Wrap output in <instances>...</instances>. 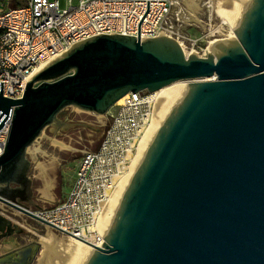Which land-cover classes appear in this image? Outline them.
<instances>
[{
	"label": "water",
	"instance_id": "1",
	"mask_svg": "<svg viewBox=\"0 0 264 264\" xmlns=\"http://www.w3.org/2000/svg\"><path fill=\"white\" fill-rule=\"evenodd\" d=\"M216 53L186 54L173 37L102 34L36 73L22 98L0 94V201L48 224L11 195L28 148L67 107L106 114L130 91L196 80L172 113L85 264H264V0ZM14 222L0 209V223ZM34 229L38 230L37 227ZM35 242L14 260L30 264ZM97 247V246H96Z\"/></svg>",
	"mask_w": 264,
	"mask_h": 264
},
{
	"label": "built area",
	"instance_id": "2",
	"mask_svg": "<svg viewBox=\"0 0 264 264\" xmlns=\"http://www.w3.org/2000/svg\"><path fill=\"white\" fill-rule=\"evenodd\" d=\"M197 14L184 0H78L76 4L67 0L65 8L60 0H29L0 9V94L22 98L36 73L75 44L102 34L142 40L167 35L178 40L187 55L200 54L206 49L205 39L190 29ZM161 97L159 90L130 91L106 114H98L109 124L99 147L84 151L69 191L51 206L29 208L48 223L42 225L96 249L104 247L101 217L106 203L121 180L135 173ZM9 131L10 120L0 129V155ZM0 209L4 216L20 221L15 208L0 201Z\"/></svg>",
	"mask_w": 264,
	"mask_h": 264
},
{
	"label": "rangeland",
	"instance_id": "3",
	"mask_svg": "<svg viewBox=\"0 0 264 264\" xmlns=\"http://www.w3.org/2000/svg\"><path fill=\"white\" fill-rule=\"evenodd\" d=\"M77 1L72 0L73 4H76ZM184 1L188 7L198 12L196 21L190 28L191 32L205 39L202 43L206 47L205 51H201L200 54L195 52V54L202 57H206L210 53L215 54L213 44H210L214 39H236L229 35L232 33L233 27L224 16L225 0ZM241 3L240 0H235L232 6L235 4L241 5ZM25 4L26 2L21 5ZM60 4L62 8L67 7V0H60ZM209 44L211 46L208 48L207 45ZM186 81H188L187 85L190 88L196 82V80ZM59 117H63L62 119L66 121L65 126L51 125L47 127L28 152L32 164L31 174L35 175L33 177L34 193L41 203V207L51 206L63 199L76 177L84 151L88 149L95 150L99 147L104 135H97L91 128L84 125L97 126L102 124L107 128L109 124L106 117L73 106L64 109ZM14 222L27 227L28 237L40 243V251L34 264H41V258L46 249L42 236L51 232L61 241L68 242L70 240L69 236L40 224L34 218H29V222L32 226L37 227L39 231L33 229L26 221L21 219Z\"/></svg>",
	"mask_w": 264,
	"mask_h": 264
},
{
	"label": "bare ground",
	"instance_id": "4",
	"mask_svg": "<svg viewBox=\"0 0 264 264\" xmlns=\"http://www.w3.org/2000/svg\"><path fill=\"white\" fill-rule=\"evenodd\" d=\"M235 0H225L224 16L231 25L238 24L253 0H240L241 5L234 3ZM192 5V4H191ZM232 6V8H231ZM230 37L237 38L234 28ZM215 50V45L213 44ZM188 81L178 80L159 90L162 97L157 105L155 116L148 127L139 150V162L133 175L123 178L106 203L101 217V229L106 235L116 213L129 190L137 172L148 155L155 139L161 133L172 113L176 110L183 97L189 92ZM121 98L118 103L122 102ZM46 249L41 258V264H85L97 251L96 247L81 239L70 237L68 242L61 241L51 232L42 236Z\"/></svg>",
	"mask_w": 264,
	"mask_h": 264
},
{
	"label": "flooded vegetation",
	"instance_id": "5",
	"mask_svg": "<svg viewBox=\"0 0 264 264\" xmlns=\"http://www.w3.org/2000/svg\"><path fill=\"white\" fill-rule=\"evenodd\" d=\"M62 116L64 117V115H62ZM62 118L59 117L58 122L54 126H57V127L65 126L66 121ZM68 126H70V125H68ZM84 126L91 128L97 135H102V134L104 135L105 131H106V127L102 124L97 125V126L91 125V124H85ZM31 168H32V164H31V161L28 157V164H27V166H25V168L20 173L19 180L21 182H20V184L14 183L11 185L13 191L10 194L13 195L18 200V202L20 204L25 205L26 207L31 208V209H38V208H41V203L35 197L34 180L31 178L32 177ZM14 210H16V212H20V214H23L24 216H26L28 218H31L30 216L19 211L16 208ZM27 223L34 229L35 226H32L30 224L29 219H27ZM27 229H28L27 227L21 226L16 222H10V223L5 222V221L1 222L0 223V244H1L2 240L6 237H10V236L15 235V234L27 235L28 234ZM35 242H38V241L34 240L29 245H32ZM29 245H27L26 247H28ZM25 248H23L19 251H16V252H12L9 255L0 257V259L13 256L12 258H14V260H15V259H17V257L21 256V253H22V255L24 254ZM39 251H40V247H39L37 254L39 253ZM37 254L32 259L30 264H34V261L36 260Z\"/></svg>",
	"mask_w": 264,
	"mask_h": 264
},
{
	"label": "crops",
	"instance_id": "6",
	"mask_svg": "<svg viewBox=\"0 0 264 264\" xmlns=\"http://www.w3.org/2000/svg\"><path fill=\"white\" fill-rule=\"evenodd\" d=\"M29 0H0V9H10L18 6H22V3L27 4ZM18 5V6H17ZM35 175H32V179ZM18 216L22 221H26L29 219L28 217L17 212ZM34 239L29 238L28 235H12L10 237H6L2 240L0 244V257L11 254L12 252L19 251L25 248L27 245L31 244Z\"/></svg>",
	"mask_w": 264,
	"mask_h": 264
}]
</instances>
